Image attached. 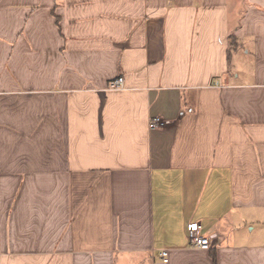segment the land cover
I'll return each instance as SVG.
<instances>
[{"label":"crops","instance_id":"1","mask_svg":"<svg viewBox=\"0 0 264 264\" xmlns=\"http://www.w3.org/2000/svg\"><path fill=\"white\" fill-rule=\"evenodd\" d=\"M165 249L264 264V0H0V264Z\"/></svg>","mask_w":264,"mask_h":264},{"label":"built area","instance_id":"2","mask_svg":"<svg viewBox=\"0 0 264 264\" xmlns=\"http://www.w3.org/2000/svg\"><path fill=\"white\" fill-rule=\"evenodd\" d=\"M126 88V80L125 77L120 76L112 82L108 90L109 91H117V90H124ZM160 121L155 119L151 123V127L159 126ZM188 239L190 240V247L191 249L195 250H210L212 247V239L207 237L205 233H203V226L199 222L191 223L188 227ZM160 258L162 259L163 263H167L169 261L168 250H161L159 252Z\"/></svg>","mask_w":264,"mask_h":264}]
</instances>
